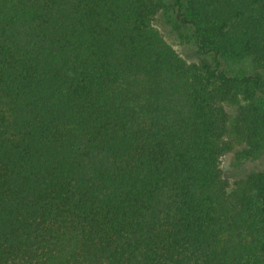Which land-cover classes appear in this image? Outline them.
I'll return each instance as SVG.
<instances>
[{"label": "trees", "instance_id": "1", "mask_svg": "<svg viewBox=\"0 0 264 264\" xmlns=\"http://www.w3.org/2000/svg\"><path fill=\"white\" fill-rule=\"evenodd\" d=\"M172 1L199 63L165 0H0V264H264V0Z\"/></svg>", "mask_w": 264, "mask_h": 264}, {"label": "rangeland", "instance_id": "2", "mask_svg": "<svg viewBox=\"0 0 264 264\" xmlns=\"http://www.w3.org/2000/svg\"><path fill=\"white\" fill-rule=\"evenodd\" d=\"M166 10L162 11L153 21V26L158 30L162 37L173 47L178 55L189 63H199L204 56L199 52L196 45L188 41L190 37L189 30L175 21L177 18V6L172 0H165ZM187 34V35H185ZM207 57V56H205ZM214 67L234 76L237 74L254 75L256 71L249 60L243 62H229L225 60L216 61L213 57L208 56ZM219 63V65H218ZM239 150V149H238ZM264 168V157L251 160L239 161L235 152H231L222 156L220 160V169L224 178L229 183V190L233 189L238 179L244 178L252 172L262 170Z\"/></svg>", "mask_w": 264, "mask_h": 264}]
</instances>
